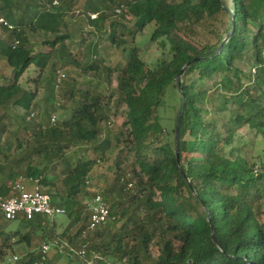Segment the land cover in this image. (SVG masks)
Listing matches in <instances>:
<instances>
[{
  "label": "trees",
  "instance_id": "1",
  "mask_svg": "<svg viewBox=\"0 0 264 264\" xmlns=\"http://www.w3.org/2000/svg\"><path fill=\"white\" fill-rule=\"evenodd\" d=\"M229 1L0 0V18L11 26H0V196H18L31 184L64 211L14 220L0 214V264H35L43 245L60 256L63 243L85 245V260L64 251L80 264H264V162L235 145L246 127L264 141V0ZM76 13L89 33L115 50L128 48L127 60L112 88L110 63L94 56L82 69L103 75L107 89L66 87L38 117L40 91L56 101L53 90L83 57L67 46L62 27ZM150 25L151 43L170 50L153 66L135 45ZM170 88L180 106L169 132L159 110ZM184 101L179 167L174 132ZM120 109L118 125L112 117ZM59 111L69 115L58 120ZM103 171L104 188L94 189ZM97 190L113 221L78 242L90 217L84 201ZM15 245L26 254L9 263Z\"/></svg>",
  "mask_w": 264,
  "mask_h": 264
},
{
  "label": "rangeland",
  "instance_id": "2",
  "mask_svg": "<svg viewBox=\"0 0 264 264\" xmlns=\"http://www.w3.org/2000/svg\"><path fill=\"white\" fill-rule=\"evenodd\" d=\"M227 6L230 7V1L226 0ZM122 21L128 26L132 27L134 24V19H131L127 15L124 14ZM63 31L69 35L70 40L66 42L67 46L71 49L72 52L77 53L78 50H81L83 57L79 60V67L73 66L68 68L67 71V79L62 81L56 90H53V95L56 97V101H53L52 97L46 96L43 91H40L37 99V103L39 105L38 110L35 114L40 117L42 112L49 106L53 105V103H57L61 100L63 94L65 93V88L74 87V88H91L96 87L98 85L99 91L103 92L107 89L105 77L103 75L98 76L95 75V72L85 71L84 68L93 58L94 56L105 58L108 61L112 68V80L111 87H116V71L120 69L127 60L128 48L124 51L121 49H114V45L111 44L105 36L99 38L100 35L95 32L89 33V28L87 27L86 21L83 17H79L78 13L74 16H67L62 22ZM153 29V25H150L144 29L142 33H139L135 39V45L140 49V57L141 59L148 64V66H153V64L157 61L162 62L163 60L168 59L170 56L169 45H167L166 49H161L157 46L156 43H151L150 33ZM125 39V47L130 45V38L127 36H123ZM240 68L243 72L247 73L248 68L245 64L241 63ZM30 78H35L37 76L36 72H29ZM100 79V80H99ZM67 83V84H65ZM99 83V84H98ZM67 85V86H66ZM54 89V88H53ZM48 97V99H46ZM180 106V96L177 91L173 88H170L168 94L165 98V107L159 110L162 119V125L169 132L174 127V120L177 114V110ZM20 113L21 110L18 109ZM69 114L67 112H57L56 118L58 120H64L67 118ZM112 121L117 123L118 125L122 124L124 121V111L120 109L115 116L112 117ZM170 139L173 137L170 135ZM235 145L241 150L242 156H245L250 161L255 162H264V141L257 137L253 130L248 129L247 127L239 131L236 135ZM109 154V153H108ZM110 155V154H109ZM132 157L130 156L127 161L123 165L132 163ZM105 167V164H99V171ZM98 169L95 171L97 172ZM104 171L103 173H97L96 179H98V183L93 180L92 186L94 189L98 187L104 188ZM97 183V184H96ZM30 188H27V191L32 190V185L30 184ZM66 218L61 216L58 218L59 222L64 221ZM260 221L264 223V207L261 210ZM80 241V237L78 238V242ZM55 251L51 248L48 257L51 258L53 264H80L78 261H75L74 258L69 259L65 254L58 255L54 253ZM26 254V248L23 245H15L12 253L8 254L7 261L9 263H13L12 260L14 256L18 259Z\"/></svg>",
  "mask_w": 264,
  "mask_h": 264
},
{
  "label": "built area",
  "instance_id": "3",
  "mask_svg": "<svg viewBox=\"0 0 264 264\" xmlns=\"http://www.w3.org/2000/svg\"><path fill=\"white\" fill-rule=\"evenodd\" d=\"M55 3V2H54ZM94 18V16H92ZM8 26L6 21L3 18H0V26ZM261 59L264 61V49L261 51ZM63 77V75H61ZM52 123L55 121L54 117L52 118ZM91 186L89 183H87ZM133 183L130 182L127 185V189H131ZM89 212L90 217L86 230L82 232L80 240L82 241L85 237L87 231H93L99 227H104L110 222L113 221L109 209L106 205L105 198L103 197L100 191H96V194L91 199L84 201ZM0 214L6 220H14L17 216L23 215L27 219H30L34 214H42L48 217H54L63 215L64 211L58 207H55L51 204V198L47 194L41 193L39 188L35 186L32 190L27 191L23 190L18 196H14L8 199H4L0 196ZM68 250L72 257L76 256L81 260H85V245L81 246V249L74 250L68 244L63 243L58 246V252L64 254V251ZM51 251V247L48 245H43L41 247V258L40 261L35 264H44L48 258V254ZM13 261L17 260V257L14 256ZM92 261H88L86 264H92Z\"/></svg>",
  "mask_w": 264,
  "mask_h": 264
},
{
  "label": "water",
  "instance_id": "4",
  "mask_svg": "<svg viewBox=\"0 0 264 264\" xmlns=\"http://www.w3.org/2000/svg\"><path fill=\"white\" fill-rule=\"evenodd\" d=\"M231 33H229L227 35V37L223 40L222 45L228 40V38L230 37ZM221 49V47H220ZM189 64L185 65L182 69L181 72H183V70L188 66ZM177 81L179 82V77L176 78ZM184 106H185V101L183 104V107L181 109V111L179 112L177 121H176V126H175V132H174V145H175V157H176V161L178 166L180 167L181 162H180V155H179V129H180V124H181V120H182V115H183V110H184ZM181 175L185 178V175L183 174L182 170H180ZM213 241L216 243V239L213 235V233L211 234Z\"/></svg>",
  "mask_w": 264,
  "mask_h": 264
},
{
  "label": "crops",
  "instance_id": "5",
  "mask_svg": "<svg viewBox=\"0 0 264 264\" xmlns=\"http://www.w3.org/2000/svg\"><path fill=\"white\" fill-rule=\"evenodd\" d=\"M30 187H31L30 185H27V186H26V189H27V188H30Z\"/></svg>",
  "mask_w": 264,
  "mask_h": 264
}]
</instances>
